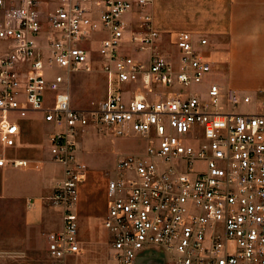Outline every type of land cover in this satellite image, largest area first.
Returning <instances> with one entry per match:
<instances>
[{
	"label": "built area",
	"instance_id": "2783aa9c",
	"mask_svg": "<svg viewBox=\"0 0 264 264\" xmlns=\"http://www.w3.org/2000/svg\"><path fill=\"white\" fill-rule=\"evenodd\" d=\"M148 3L0 0V146L14 145L19 118L40 111L54 126L50 159L62 165L61 179L44 197L47 206L62 210L61 228L46 234L50 264H65L79 251L74 206L85 167L75 145L87 127L145 141L142 152L120 156L106 180L101 225L110 264L154 256L167 264H264V97L254 98L252 111H222L216 83L208 85L207 100L181 92L210 72L206 39L179 31L174 51L161 53ZM134 7L132 20L124 19ZM91 37L106 92L75 108L61 89L64 76L46 72L91 71ZM224 97L232 108L251 100L233 89Z\"/></svg>",
	"mask_w": 264,
	"mask_h": 264
},
{
	"label": "crops",
	"instance_id": "0c3cea01",
	"mask_svg": "<svg viewBox=\"0 0 264 264\" xmlns=\"http://www.w3.org/2000/svg\"><path fill=\"white\" fill-rule=\"evenodd\" d=\"M146 10L152 28L160 37L168 35L173 38L179 31L206 37L202 51L203 54L209 52L207 58L212 74L222 90L233 89L247 95L251 93L253 97H264V0H149ZM134 11L135 7L126 12L123 18L132 20ZM102 35L97 33L96 37ZM97 75L101 77L100 82L104 87L100 100L105 96L106 80L99 69L90 77L98 78ZM238 83L245 85L241 88L231 86ZM64 88L63 84L61 89L66 91L69 104L75 107L77 104L70 100L68 90ZM46 96H50V93H46ZM17 125L14 145L6 148L0 146V157L5 159V163L0 165V199L17 206L16 231L10 242L18 245L10 255L0 253V264H30L27 260L35 257L29 253L33 247L43 250L48 257L46 234L59 230L62 224V210L47 206L44 201L52 185L62 177V165L51 161L48 152V136L54 131V126L43 121L40 111H29L25 117L17 120ZM91 134L87 128L78 134L76 141V160L85 167V178L77 187L74 206L78 239L86 237L87 228L93 224V197L99 205L98 214H101L99 229L106 232L101 225L105 212L106 182L96 193L88 189L85 182L91 174L102 171L92 159H88L91 157L83 148L84 138ZM12 159L35 160L39 165L36 168L17 167L8 162Z\"/></svg>",
	"mask_w": 264,
	"mask_h": 264
},
{
	"label": "rangeland",
	"instance_id": "374dc122",
	"mask_svg": "<svg viewBox=\"0 0 264 264\" xmlns=\"http://www.w3.org/2000/svg\"><path fill=\"white\" fill-rule=\"evenodd\" d=\"M206 38V37H205ZM97 42L95 37H91L89 41V56L90 59H94L92 62V70L89 72H70L65 73L61 69L53 68L46 72V75L51 77L55 73H59L64 76V85L67 88L70 100L75 101L76 108H86L89 106V102H97L101 97V89L104 88L100 82L101 77L91 79V75L98 72V59L96 55ZM159 51L163 54H170L173 51L172 36H161L158 41ZM208 53L206 51L205 58L208 60ZM137 56V55H136ZM89 76V77H88ZM210 83H216L220 88V95L217 99V106L222 111H242L249 112L254 108V98L250 93V102L247 104L238 101L234 108L227 104L224 97V91L222 90L219 82L214 74H212V68L210 72L203 76L201 82L192 84L186 87L175 86L174 89H181L183 93H195L202 100H207L206 89ZM229 85V84H228ZM237 88L244 87L245 84H231V86ZM101 92V93H100ZM240 92V91H238ZM53 95V93H52ZM71 106H73L71 104ZM74 107V106H73ZM92 136L84 138L83 148L89 155L88 159H92L94 163L101 168L102 171H97L91 174L89 180H86L88 189H92L93 192H98L104 186L107 179L114 177V166L116 160L127 153L141 152L144 146V140L140 137L129 134L126 137H112L108 134H104L101 131H97L92 127H87ZM86 128V129H87ZM91 128V129H89ZM77 138L76 141H78ZM78 145V144H77ZM77 145L75 146V152H77ZM85 159V158H83ZM88 168V167H87ZM89 169V168H88ZM92 170V169H91ZM95 169H93L94 171ZM86 187V186H85ZM16 204H12L5 200L0 199V253L5 256L10 255L16 249V242H10L15 235V218H16ZM93 224L87 228L86 237H79V251L78 253L67 257L65 264H110L111 252L106 232L99 229V205L96 203L95 197L91 202ZM80 229V227H79ZM30 255L35 256L34 260L30 259V264H50V260L47 255L37 247H33L30 250ZM133 264H167L162 256H154L152 258H143L137 260Z\"/></svg>",
	"mask_w": 264,
	"mask_h": 264
},
{
	"label": "water",
	"instance_id": "95a60500",
	"mask_svg": "<svg viewBox=\"0 0 264 264\" xmlns=\"http://www.w3.org/2000/svg\"><path fill=\"white\" fill-rule=\"evenodd\" d=\"M141 259H143V258H141ZM138 260H140V259H138Z\"/></svg>",
	"mask_w": 264,
	"mask_h": 264
}]
</instances>
